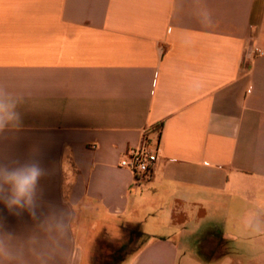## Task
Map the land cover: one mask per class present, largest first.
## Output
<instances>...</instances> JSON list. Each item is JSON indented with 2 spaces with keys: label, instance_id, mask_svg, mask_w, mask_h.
<instances>
[{
  "label": "crops",
  "instance_id": "obj_1",
  "mask_svg": "<svg viewBox=\"0 0 264 264\" xmlns=\"http://www.w3.org/2000/svg\"><path fill=\"white\" fill-rule=\"evenodd\" d=\"M0 94V162L47 170L73 259L264 264V0H0ZM143 145L140 179L120 162Z\"/></svg>",
  "mask_w": 264,
  "mask_h": 264
},
{
  "label": "clouds",
  "instance_id": "obj_2",
  "mask_svg": "<svg viewBox=\"0 0 264 264\" xmlns=\"http://www.w3.org/2000/svg\"><path fill=\"white\" fill-rule=\"evenodd\" d=\"M0 94V135L6 130L19 129L21 114L18 103H6ZM47 170L38 162H0V204L15 217L27 214L31 227L16 233L0 218V264H85L82 250L73 259L66 242L74 229L72 212L44 201L40 180ZM249 235L264 237L259 222L248 221Z\"/></svg>",
  "mask_w": 264,
  "mask_h": 264
},
{
  "label": "built area",
  "instance_id": "obj_3",
  "mask_svg": "<svg viewBox=\"0 0 264 264\" xmlns=\"http://www.w3.org/2000/svg\"><path fill=\"white\" fill-rule=\"evenodd\" d=\"M158 161V154L143 145L140 148H131L128 150L122 158L120 166L134 172L141 179L144 176H152Z\"/></svg>",
  "mask_w": 264,
  "mask_h": 264
},
{
  "label": "rangeland",
  "instance_id": "obj_4",
  "mask_svg": "<svg viewBox=\"0 0 264 264\" xmlns=\"http://www.w3.org/2000/svg\"><path fill=\"white\" fill-rule=\"evenodd\" d=\"M21 219H9L8 220V225L10 226V228L15 229L14 231L16 233H20V228H21Z\"/></svg>",
  "mask_w": 264,
  "mask_h": 264
}]
</instances>
